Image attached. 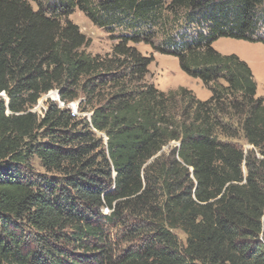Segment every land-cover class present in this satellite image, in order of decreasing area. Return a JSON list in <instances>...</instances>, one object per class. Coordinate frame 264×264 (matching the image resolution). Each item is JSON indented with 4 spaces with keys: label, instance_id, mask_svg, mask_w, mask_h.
I'll use <instances>...</instances> for the list:
<instances>
[{
    "label": "trees",
    "instance_id": "trees-1",
    "mask_svg": "<svg viewBox=\"0 0 264 264\" xmlns=\"http://www.w3.org/2000/svg\"><path fill=\"white\" fill-rule=\"evenodd\" d=\"M75 10L110 53L86 52ZM262 30L264 0H0V264H264V98L213 47ZM139 44L210 98L147 82ZM51 91L90 119L39 116Z\"/></svg>",
    "mask_w": 264,
    "mask_h": 264
},
{
    "label": "rangeland",
    "instance_id": "rangeland-1",
    "mask_svg": "<svg viewBox=\"0 0 264 264\" xmlns=\"http://www.w3.org/2000/svg\"><path fill=\"white\" fill-rule=\"evenodd\" d=\"M31 5L34 9H37V5L35 3L31 2ZM69 19L80 28V31L88 39L91 40L90 46L86 49L87 53L97 55L110 53L112 51V48L116 43L112 34L107 33L104 29L96 27L79 10H75V12L70 16ZM262 32L264 31L262 30ZM262 32L261 35L262 37H264V33ZM124 34H126V32L117 30L114 35L118 36ZM247 45H253L254 48L248 47ZM255 45L261 46L263 48H258ZM135 47L143 56L153 58V63L149 67V74L146 79L147 82L154 84L159 90L163 92L176 91L178 89L185 88L189 91H192L200 100L205 101L210 98V91L202 84L201 81L187 76L180 69L179 62L176 58L157 53L153 51L150 46H147L145 44H139ZM213 47L216 51L223 55L235 54L238 56L239 54H241L244 57L253 59L252 62L253 64L255 63L258 72V77L256 80L258 85L257 94L258 97L264 98V45L260 43H249L245 41L222 38L215 42ZM55 93L56 91H51L49 94L44 95L38 101L33 111L41 116L44 114V111L48 109L50 104L54 102L58 103L57 101H54V98L56 97ZM80 103L81 101L77 100L71 103L70 106L77 105L79 109ZM84 114H89V112H86ZM241 144L244 145L246 150L251 148L243 140L241 141ZM165 151H167V149H165ZM30 164L32 166V172L30 174L32 177H39L41 175L49 176V174L46 173L45 169L42 168V165L37 158L30 159ZM107 213L108 211L104 210V214ZM175 234L178 235V237L184 243L186 242V235L184 233H182L181 231H175Z\"/></svg>",
    "mask_w": 264,
    "mask_h": 264
},
{
    "label": "built area",
    "instance_id": "built-area-1",
    "mask_svg": "<svg viewBox=\"0 0 264 264\" xmlns=\"http://www.w3.org/2000/svg\"><path fill=\"white\" fill-rule=\"evenodd\" d=\"M55 95H56V97L54 98V101H57L59 103L58 105H59V107L61 109H64V108L69 109L71 111V114H72L73 117H79V116L83 115V116H85V117H87V118L90 119V117H91L90 114H81V113H79V109H78V106L77 105H74V106H70V105L65 106L64 103H62L61 101H59L60 99H59V97L57 95V92L55 93Z\"/></svg>",
    "mask_w": 264,
    "mask_h": 264
},
{
    "label": "crops",
    "instance_id": "crops-1",
    "mask_svg": "<svg viewBox=\"0 0 264 264\" xmlns=\"http://www.w3.org/2000/svg\"><path fill=\"white\" fill-rule=\"evenodd\" d=\"M247 46H248V47H252V48H254L253 45H247ZM255 46H257L258 48H263V47L258 46V45H255ZM257 50H258V49H257ZM238 56L250 65V67H251V69L253 70V73H254V75H255V78H256V80H257L258 72H257V68H256V66H255V63L253 64V62H252L253 59H249V58H247V57H244V56H242L241 54H239Z\"/></svg>",
    "mask_w": 264,
    "mask_h": 264
},
{
    "label": "water",
    "instance_id": "water-1",
    "mask_svg": "<svg viewBox=\"0 0 264 264\" xmlns=\"http://www.w3.org/2000/svg\"><path fill=\"white\" fill-rule=\"evenodd\" d=\"M58 97H59V93H57Z\"/></svg>",
    "mask_w": 264,
    "mask_h": 264
}]
</instances>
